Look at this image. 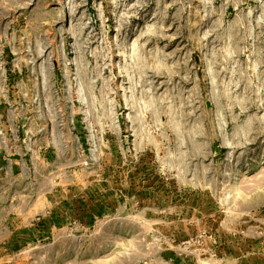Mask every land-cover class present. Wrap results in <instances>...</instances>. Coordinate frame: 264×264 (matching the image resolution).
I'll return each instance as SVG.
<instances>
[{
    "label": "rangeland",
    "instance_id": "1",
    "mask_svg": "<svg viewBox=\"0 0 264 264\" xmlns=\"http://www.w3.org/2000/svg\"><path fill=\"white\" fill-rule=\"evenodd\" d=\"M0 264H264V0H0Z\"/></svg>",
    "mask_w": 264,
    "mask_h": 264
},
{
    "label": "water",
    "instance_id": "2",
    "mask_svg": "<svg viewBox=\"0 0 264 264\" xmlns=\"http://www.w3.org/2000/svg\"><path fill=\"white\" fill-rule=\"evenodd\" d=\"M10 159L20 160V157H19V155H13V156H10Z\"/></svg>",
    "mask_w": 264,
    "mask_h": 264
}]
</instances>
